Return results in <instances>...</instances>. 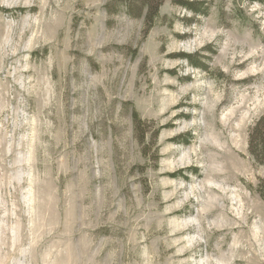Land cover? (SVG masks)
Listing matches in <instances>:
<instances>
[{
	"label": "rangeland",
	"instance_id": "rangeland-1",
	"mask_svg": "<svg viewBox=\"0 0 264 264\" xmlns=\"http://www.w3.org/2000/svg\"><path fill=\"white\" fill-rule=\"evenodd\" d=\"M146 2L0 0V264H264V0Z\"/></svg>",
	"mask_w": 264,
	"mask_h": 264
},
{
	"label": "trees",
	"instance_id": "trees-1",
	"mask_svg": "<svg viewBox=\"0 0 264 264\" xmlns=\"http://www.w3.org/2000/svg\"><path fill=\"white\" fill-rule=\"evenodd\" d=\"M154 0H147L146 4L143 7L145 10V20L149 21L157 15L158 6L152 7V3ZM150 3V4H149ZM183 8L193 11V7L191 3L184 2L181 4ZM187 57V56H183ZM189 59V57H187ZM133 122L135 127L139 126L140 120L138 119L137 114L133 115ZM248 149L250 155L254 157L255 160L259 163H264V116L254 125V127L250 130L249 140H248Z\"/></svg>",
	"mask_w": 264,
	"mask_h": 264
}]
</instances>
